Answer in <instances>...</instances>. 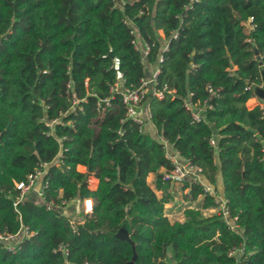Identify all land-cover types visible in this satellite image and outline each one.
<instances>
[{
	"label": "trees",
	"instance_id": "1",
	"mask_svg": "<svg viewBox=\"0 0 264 264\" xmlns=\"http://www.w3.org/2000/svg\"><path fill=\"white\" fill-rule=\"evenodd\" d=\"M144 63L165 87L139 103L153 135L109 89L136 87ZM261 69L264 0H0V234L25 231L0 241V264H264V108L245 105ZM164 143L209 184L220 173L226 217L165 176ZM37 170L42 200L19 199ZM172 181L195 203L180 220L165 214ZM86 197L80 221L46 205ZM122 225L133 249L112 236Z\"/></svg>",
	"mask_w": 264,
	"mask_h": 264
},
{
	"label": "built area",
	"instance_id": "2",
	"mask_svg": "<svg viewBox=\"0 0 264 264\" xmlns=\"http://www.w3.org/2000/svg\"><path fill=\"white\" fill-rule=\"evenodd\" d=\"M192 1V0H189ZM136 41V40H135ZM137 42V41H136ZM164 48V47H163ZM147 48L143 45L142 46V55L145 56ZM161 58L160 55L157 58V62H160ZM156 68L153 69L148 77H141L138 81V84L136 87L133 88H124L122 87L118 82L114 83L109 89L110 93H118L121 97V103L124 108V115L125 117L135 121L138 124L143 123L138 107L139 103L142 101V99L145 97V95H155L156 97L162 96V90H165V87H162L161 90H156L153 88V81L156 74ZM103 103L107 104V99L102 100ZM185 105L189 106V103L185 101ZM198 112L199 109L196 108L192 113V118L196 120L198 118ZM210 145H214V140L212 138L209 139ZM172 160V159H171ZM200 174V169L195 166L191 165L187 162H177L175 160H172V168L168 172V175H165L166 177H170L172 180L175 181H183V180H190L192 182H198L197 176ZM42 175L43 171L37 170L34 173L27 176L26 182H19L16 184V189L19 191V199H24L25 195L32 187H34L37 179H40L39 185L37 187L35 195L42 200V189H43V183H42ZM199 183V182H198ZM202 189L204 192H208L210 194L209 188L202 186ZM211 195V194H210ZM224 200V199H223ZM215 201V200H214ZM68 202H64L63 200L60 201V206H57V204H54L52 201H49L46 205L47 207H54L58 209H63L65 205H67ZM91 198L86 197L82 199V210L81 212L83 214L90 213L91 211ZM224 203L223 201V209H222V215L226 216V212L224 210ZM73 221V220H70ZM80 221V220H79ZM25 231L21 230V235H24ZM15 235H2L0 234V241H4L6 247L8 249L12 248L13 243H11L12 240H14ZM240 253V249L238 250H231L228 252V254H236L238 255Z\"/></svg>",
	"mask_w": 264,
	"mask_h": 264
},
{
	"label": "crops",
	"instance_id": "3",
	"mask_svg": "<svg viewBox=\"0 0 264 264\" xmlns=\"http://www.w3.org/2000/svg\"><path fill=\"white\" fill-rule=\"evenodd\" d=\"M158 34L160 37H163L162 36V33L160 31H158ZM138 41V40H137ZM162 47L165 46V40L162 41L161 43ZM149 68H148V73L150 74L151 71L153 69L156 68V65L155 64H148ZM259 104L260 106H263L262 105V102L260 99H258L257 97H255V95L252 97V98H249L246 102H245V105L247 108H251L255 105ZM138 111H139V115L143 121L142 123V128L145 129L146 133H149L150 135H153L154 134V131L150 125V123L148 122V113H147V106H146V103H141L138 107ZM164 147H165V154L171 158L172 160H175L177 162H186L185 160H183L178 154L177 152H175L173 150V148L164 143ZM217 159L215 158V162L217 163L216 161ZM55 162V161H54ZM162 172V171H160ZM148 177H151V182L153 180V174H149L147 176ZM91 179V181H90ZM89 179V182L90 184H92V187H95V180L90 178ZM197 180L199 182V184L201 186H205V187H208L209 188V191H210V194L214 197V200H215V203L216 205L213 206V207H209V208H206V209H203L201 211V214L203 216H208V215H212V214H218V213H221L222 212V209H223V196H222V186H221V179H220V173L217 171L216 174H215V184L214 186L209 184L208 181L206 180V178L200 173L198 176H197ZM39 182H40V179H37L34 187H32L30 189V191L27 192V196L28 197H31L33 200L35 201H38V200H41L39 199L35 193H36V190H37V187L39 185ZM179 183L178 182H175V181H172L171 182V186L173 187V195H172V200L165 203L164 204V208H165V214L167 216V218L169 220H180L182 217H181V214H182V210L185 208V207H188V206H195V203L194 202H185L182 197H181V192L180 190L178 189L179 188ZM90 186V185H89ZM158 193V192H157ZM159 194V193H158ZM179 196L181 198H179ZM177 197H178V200H177ZM200 198V197H199ZM181 203L183 205H185V207L183 208H179L181 210L179 211H175L174 210V207H175V204L176 203ZM81 210H82V200H78V199H73L71 201H69L67 203V205H65V207H63V209H61L60 211L65 214V215H68L69 218L71 220H76L75 218H79L78 220H80V215H81ZM77 213H80L79 216H77ZM177 215V216H176ZM223 217H226L224 215H222ZM177 217V218H176ZM21 235V231H19L17 233V235L15 236L14 240L11 241V243L13 242H16L19 237Z\"/></svg>",
	"mask_w": 264,
	"mask_h": 264
},
{
	"label": "water",
	"instance_id": "4",
	"mask_svg": "<svg viewBox=\"0 0 264 264\" xmlns=\"http://www.w3.org/2000/svg\"><path fill=\"white\" fill-rule=\"evenodd\" d=\"M253 53H254L255 59L258 60L259 56L255 49H253ZM260 75H261V84L253 86L252 90H253V94L255 95V97L261 100L263 108H264V70L262 69L260 70ZM112 236L116 239H122V240L129 241L127 229L124 225L120 226ZM131 249H133L132 244H131ZM133 259H134V254L132 255L130 261L127 262L126 264L132 263Z\"/></svg>",
	"mask_w": 264,
	"mask_h": 264
},
{
	"label": "rangeland",
	"instance_id": "5",
	"mask_svg": "<svg viewBox=\"0 0 264 264\" xmlns=\"http://www.w3.org/2000/svg\"><path fill=\"white\" fill-rule=\"evenodd\" d=\"M136 43H137V46H138V48H139V51L142 52V43H141V41L139 40V41H137ZM141 56H143L142 53H141ZM148 68H149L148 64L144 63V64H143V72H144V75H145L146 77L149 76ZM79 170H80V169H79ZM90 181H91V179H90ZM147 181H148L149 184H151V177H148V178H147ZM87 182H88V185H90V187H92V184H90L89 179H88ZM179 198H181V197L179 196ZM177 200H178V197H177ZM183 207H185V205H183V204L177 202V203L175 204L174 210H175V211H179V210H181V209H179V208H183ZM79 215H80V213H77V216H79ZM176 216H177V215H176ZM176 218H177V217H176ZM78 219H79V218H78ZM168 250H169V249H168Z\"/></svg>",
	"mask_w": 264,
	"mask_h": 264
}]
</instances>
